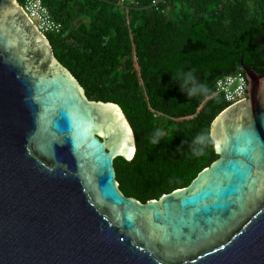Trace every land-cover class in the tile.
Returning a JSON list of instances; mask_svg holds the SVG:
<instances>
[{
    "label": "water",
    "instance_id": "1",
    "mask_svg": "<svg viewBox=\"0 0 264 264\" xmlns=\"http://www.w3.org/2000/svg\"><path fill=\"white\" fill-rule=\"evenodd\" d=\"M210 137L218 159L144 204L113 160L135 140L119 106L90 101L15 0H0V264H264V76Z\"/></svg>",
    "mask_w": 264,
    "mask_h": 264
},
{
    "label": "trees",
    "instance_id": "2",
    "mask_svg": "<svg viewBox=\"0 0 264 264\" xmlns=\"http://www.w3.org/2000/svg\"><path fill=\"white\" fill-rule=\"evenodd\" d=\"M41 1L61 26L45 36L54 58L88 100L116 104L131 127L133 158L113 160L125 197L157 200L218 159L213 142L195 156L191 141L210 137L229 106L215 93L219 78L240 72V62L264 76V0H165L158 9L152 0ZM181 68L194 69L207 91H181L171 78ZM156 129L165 135L152 145Z\"/></svg>",
    "mask_w": 264,
    "mask_h": 264
},
{
    "label": "built area",
    "instance_id": "3",
    "mask_svg": "<svg viewBox=\"0 0 264 264\" xmlns=\"http://www.w3.org/2000/svg\"><path fill=\"white\" fill-rule=\"evenodd\" d=\"M123 1L124 0H119V3L122 4ZM223 1L233 2L235 0ZM164 2L165 0H152L150 8L158 9L160 4ZM20 8L34 28L43 36L56 34L60 31V24L51 18L48 9L43 5L41 0H24ZM214 90L229 106L236 104L242 99L245 100L244 74L240 71L219 78L215 82Z\"/></svg>",
    "mask_w": 264,
    "mask_h": 264
},
{
    "label": "clouds",
    "instance_id": "4",
    "mask_svg": "<svg viewBox=\"0 0 264 264\" xmlns=\"http://www.w3.org/2000/svg\"><path fill=\"white\" fill-rule=\"evenodd\" d=\"M171 78L174 79V81L179 82L181 91L185 92L189 97L199 95L207 91L206 85L197 81L194 69H189L187 71L182 68L178 69ZM164 135L165 133L162 130L156 129L149 137V142L152 145H157L160 143ZM212 142V138H210L207 134L201 132L200 134L196 135L191 141L192 154L195 156L202 155L205 148Z\"/></svg>",
    "mask_w": 264,
    "mask_h": 264
},
{
    "label": "flooded vegetation",
    "instance_id": "5",
    "mask_svg": "<svg viewBox=\"0 0 264 264\" xmlns=\"http://www.w3.org/2000/svg\"><path fill=\"white\" fill-rule=\"evenodd\" d=\"M247 99V92H246V98H245V100Z\"/></svg>",
    "mask_w": 264,
    "mask_h": 264
}]
</instances>
